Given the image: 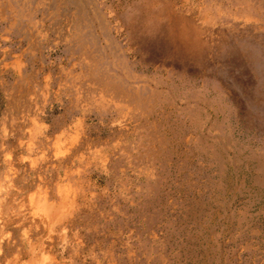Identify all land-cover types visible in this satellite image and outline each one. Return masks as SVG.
I'll use <instances>...</instances> for the list:
<instances>
[{
  "label": "rangeland",
  "instance_id": "1",
  "mask_svg": "<svg viewBox=\"0 0 264 264\" xmlns=\"http://www.w3.org/2000/svg\"><path fill=\"white\" fill-rule=\"evenodd\" d=\"M0 264H264V0H0Z\"/></svg>",
  "mask_w": 264,
  "mask_h": 264
}]
</instances>
